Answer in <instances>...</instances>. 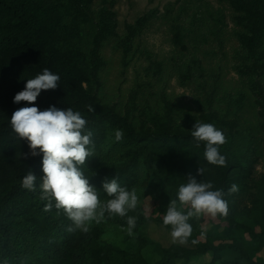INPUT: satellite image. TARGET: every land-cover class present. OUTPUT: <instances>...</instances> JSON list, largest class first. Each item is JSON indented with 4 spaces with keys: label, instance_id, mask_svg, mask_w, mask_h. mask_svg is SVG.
I'll return each mask as SVG.
<instances>
[{
    "label": "trees",
    "instance_id": "obj_1",
    "mask_svg": "<svg viewBox=\"0 0 264 264\" xmlns=\"http://www.w3.org/2000/svg\"><path fill=\"white\" fill-rule=\"evenodd\" d=\"M116 4L0 0V264H196L207 254L212 262L201 264H214L231 248L246 264H264L212 240L194 250L155 244L154 263L139 253L153 245L147 225L170 230L162 202L178 186L204 192L226 231L264 248V183L254 200L257 229L230 204L262 155L264 0H175L122 34ZM156 26L169 45L160 59L141 43ZM229 36L241 83L233 95L223 67L204 63L214 49L226 55ZM108 45L120 51L123 71L137 55L146 63L148 81L136 82L128 111L103 91ZM173 77L196 84L193 112L169 98ZM136 190L153 201L155 218L125 203ZM110 227L125 234V246L104 240Z\"/></svg>",
    "mask_w": 264,
    "mask_h": 264
},
{
    "label": "rangeland",
    "instance_id": "obj_2",
    "mask_svg": "<svg viewBox=\"0 0 264 264\" xmlns=\"http://www.w3.org/2000/svg\"><path fill=\"white\" fill-rule=\"evenodd\" d=\"M173 1L175 0H117L115 12L118 33L122 34L125 24H132L135 19L143 13L152 9L162 11L166 3ZM229 27H231V25H229ZM141 43L154 54H157L159 59L169 52L167 36L163 32V29H159L158 26L145 34L142 37ZM234 48H238V44L233 37L229 36L224 50L226 53L225 56L220 55L216 49L205 58L202 55L200 56L205 59L204 63L207 68L214 67V69H216L218 65L223 67L221 76L222 82L226 84V87H229L228 90L231 95H233L232 88L240 87L239 84L241 85L240 80H238L232 70ZM103 55L106 60V66L102 72V84L107 100L119 104L123 111H128L131 107V92L132 89L134 90L136 88V82L143 83L148 81L143 71L146 63L142 57L137 55L129 67L123 71L120 61V51H114L111 49V45H108L104 48ZM207 81L211 82L208 78ZM196 90V84L194 82L181 86L179 79L173 77L170 78L167 83L166 92L176 106L189 108L193 112L196 109L194 102V95L197 94ZM135 114L138 115L139 112ZM259 138H261L262 155L257 159L253 157L254 162L251 175L245 179V185L242 180L243 188L239 194L230 201L235 216L238 217V215H240L241 218L247 220V222L251 223L256 229L258 226L255 223L256 205L254 200L258 201L257 195L264 183V134ZM247 158L252 159V156L250 157L248 155ZM210 174L207 168L199 172L200 179L203 182L208 181ZM148 189L149 190L145 191L151 194L152 191L156 193L152 186ZM142 191L143 190H136L131 192L125 197L124 201L125 203L141 204L145 214L155 218L157 214L153 213V201L148 199V197L143 198ZM159 192L161 193V190H159ZM173 195L175 196L168 201L164 200L162 202L163 207H165L164 209H166L168 213L167 222L170 225V230L156 223L149 224L144 228V232L153 242V245H145L139 248V253L147 262L154 263L159 259L155 244L164 249L178 248L180 250H194L197 243L207 244L209 240H212L215 245L225 243L235 244L241 247L243 251H246L252 260H264L263 246H256L254 250L249 249L245 243L247 241L246 235L226 231L224 225L216 220L212 210V203H210L204 192L190 187L178 186ZM177 201H181V203L178 205ZM212 228H214V231L211 238L207 237L205 231ZM124 238L125 234L123 232L119 229H111V227L104 236V240L122 247L125 246ZM221 256V260L216 261L214 264H246L244 261L245 258L241 255V252L232 248L223 252ZM200 258L201 259H198L196 264H201V262L208 263L211 260V256L208 254Z\"/></svg>",
    "mask_w": 264,
    "mask_h": 264
}]
</instances>
